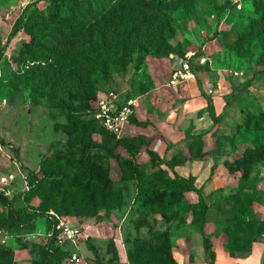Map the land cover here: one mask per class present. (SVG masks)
<instances>
[{
	"label": "rangeland",
	"instance_id": "obj_1",
	"mask_svg": "<svg viewBox=\"0 0 264 264\" xmlns=\"http://www.w3.org/2000/svg\"><path fill=\"white\" fill-rule=\"evenodd\" d=\"M49 1L0 0V100H6L0 111L4 147L0 151V264H56L55 248L61 264H161L137 251L145 245L158 247L166 236L171 237L172 254L181 264L184 245L191 244L192 238L202 239L204 247L203 233L212 242L216 259H240L255 253L264 262V159L252 166L240 165L253 146V136L244 123L251 113L264 110V62L259 55L233 48L258 14L253 0H243L241 8L228 5V0H195V7L187 10L190 13L178 19L176 32L160 55L133 53L124 69L116 66L110 78L101 82L99 96L114 91L126 100L136 99V118L144 122L128 126L122 137L136 140L116 151L101 147L99 128L93 136V151L108 169L113 188L122 194L120 206L101 205L94 215H65L54 208L42 210L41 197L33 194L28 201L19 198L15 202L19 216L11 215L9 201L30 190L28 170L44 177L41 163L45 156L77 142L63 126L69 118L68 106L62 102L67 96H43L34 102L30 87L16 83L24 70L20 48L29 36L20 31L7 43L27 5H33L30 11L44 9ZM181 2L161 0V5L175 9ZM189 54L200 87L213 89L205 97L222 114L218 124L207 111L208 101L192 100L198 97L185 84L171 83L174 67ZM243 83L248 86L228 105L233 89ZM96 100L90 101L94 107ZM69 101L82 104L76 97ZM79 113L93 117L86 109ZM162 159L180 165L170 167ZM125 160L137 169L136 177L124 169ZM159 170L171 177H194L207 206L202 221L196 191H185L180 199H144L140 175ZM55 214L80 229L76 245L57 238L61 227L53 221ZM239 228L244 238L238 249H232V233ZM52 237L53 248L48 244ZM196 247L200 258L198 243ZM71 251L79 253V263L70 261Z\"/></svg>",
	"mask_w": 264,
	"mask_h": 264
},
{
	"label": "trees",
	"instance_id": "obj_2",
	"mask_svg": "<svg viewBox=\"0 0 264 264\" xmlns=\"http://www.w3.org/2000/svg\"><path fill=\"white\" fill-rule=\"evenodd\" d=\"M181 1L183 4L175 9L162 6L161 0H50L46 8L35 7L31 11L33 5H27L7 41L20 31L29 36L20 48L19 62L24 70L16 83L30 87L34 102L43 96H67L68 100L63 98L62 102L68 106L69 118L63 126L77 142L45 156L41 163L44 177L28 170L30 190L14 195L9 201L14 218L19 216L15 202L21 197L28 201L33 194L41 197L42 210L54 208L65 215H94L101 205H121V192L113 188L108 169L103 167L96 151H93V136L99 128L101 147L111 151H116L119 146L126 148L136 138L118 137L109 131L95 118V107L90 101L98 99L101 82L110 78L116 66L124 69L133 53L160 55L162 47L176 32L178 19L187 16L190 13L187 10L195 7V0ZM227 3L233 5L232 0ZM253 3L258 14L240 33L238 39L241 41L237 40L233 48L259 55L264 62V0H253ZM2 57L3 52L0 60ZM246 86L243 83L234 88L226 103L231 104ZM75 97L82 104L75 105L69 101ZM207 100L211 119L214 124L220 123L222 114L217 113L211 99L207 97ZM80 109H86L93 117H83ZM131 120L144 123L135 114ZM244 126L253 136V146L243 155L240 165L247 162L252 166L264 159V110L248 115ZM16 154L18 156V152ZM162 163L170 164V167L180 165L167 163L165 159ZM131 164V160H125L124 169L136 177L137 169ZM140 179L145 184L141 187V194L149 202H155L161 196L180 199L185 191H196L202 205L203 220L207 206L193 176L177 174L171 177L167 171L159 170L144 177L140 175ZM53 221L57 220L54 218ZM203 235L208 262L214 264L216 256L212 242L208 235ZM243 238L241 228L234 230L231 248L238 249ZM244 241L250 243L249 238ZM48 244L53 248L55 238L52 237ZM242 250L248 249L242 247ZM137 252L139 256L161 264H180L172 254L169 236L158 247L145 245ZM52 257L56 264H61L57 248Z\"/></svg>",
	"mask_w": 264,
	"mask_h": 264
},
{
	"label": "built area",
	"instance_id": "obj_3",
	"mask_svg": "<svg viewBox=\"0 0 264 264\" xmlns=\"http://www.w3.org/2000/svg\"><path fill=\"white\" fill-rule=\"evenodd\" d=\"M243 0H232L233 5L238 8L242 7ZM191 54L187 55L186 58H180L179 63L174 67L172 73L171 83L173 85L185 84L186 89L190 91L193 96H203L206 94H212V87L201 88L197 82V78L193 73L192 65L190 62ZM205 59L202 61L204 62ZM194 80V84H192ZM6 103V100H0V111L1 105ZM137 102L136 99H128L120 97V95L114 91H109L103 95H100L95 105V118L102 123L106 128L109 129L116 136L120 137L127 130L128 126L132 123V115L136 113ZM0 151H4L3 143L0 138ZM14 174H10L9 178L14 179ZM60 222L56 221L57 227H61L57 238L62 239L64 242L77 244L81 231L77 227H72L66 224L58 214H55ZM56 218V220H57ZM70 261L79 263L81 257L77 252L70 253Z\"/></svg>",
	"mask_w": 264,
	"mask_h": 264
},
{
	"label": "crops",
	"instance_id": "obj_4",
	"mask_svg": "<svg viewBox=\"0 0 264 264\" xmlns=\"http://www.w3.org/2000/svg\"><path fill=\"white\" fill-rule=\"evenodd\" d=\"M186 88V87H185ZM207 95H203V96H196L198 98L192 99V100H197L200 99L201 102H206L208 101L207 98L205 97ZM216 107V105H215ZM192 238L193 242L191 244H187L184 245V250H182V254H181V258H180V262L181 264H209L208 259H207V255L205 253V249L203 247V243H202V239H200L199 237ZM197 243L199 244V247L201 249L202 252V256L199 258L196 256L195 251L197 250ZM188 252V253H187ZM192 253V258H189V253ZM262 255H255V253L248 255L245 258H237V257H233V258H228L226 260H222V259H216L214 264H264V262H262Z\"/></svg>",
	"mask_w": 264,
	"mask_h": 264
}]
</instances>
